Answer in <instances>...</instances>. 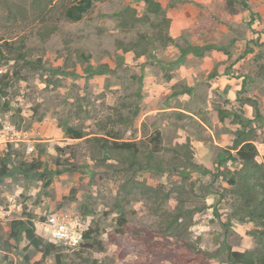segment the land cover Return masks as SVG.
Wrapping results in <instances>:
<instances>
[{
    "label": "rangeland",
    "instance_id": "obj_1",
    "mask_svg": "<svg viewBox=\"0 0 264 264\" xmlns=\"http://www.w3.org/2000/svg\"><path fill=\"white\" fill-rule=\"evenodd\" d=\"M14 1L26 11L16 14L0 3V40L23 39L31 52L15 61L0 50V174L6 170L0 206L13 211L0 224V264H26L27 258L56 264L25 238L8 235L13 221L30 219L50 243L51 232L41 223L55 212L91 233L81 248L58 247L63 264H231L228 246L255 250L257 226L231 220L226 176L239 168L229 159L239 131H256L258 161L264 157V0H235L236 15L229 14L228 0H158L171 19L173 43L155 45L143 58L117 49L118 42L151 30L142 24L129 32L120 28L125 8L145 14L142 0L97 2L74 23L63 18L66 0L55 1L46 21L38 17L37 3ZM45 29L53 30L49 38L41 35ZM251 33L256 40L248 41ZM191 48H204L203 54ZM103 65L111 71L99 74ZM183 86L192 94L175 96ZM136 113L135 126L125 129L121 118ZM66 127L82 130L85 138H68ZM107 135L143 151L156 148L164 164L171 162L164 172H132L124 162L99 157L88 139ZM186 143L197 168L216 179L174 168L173 159H184L170 149ZM32 161L36 171L19 173L21 162ZM151 187L167 193L168 200H157L161 206L147 193ZM181 198L192 209L193 226L177 241L164 235L155 212L174 211ZM200 250L211 256L199 261Z\"/></svg>",
    "mask_w": 264,
    "mask_h": 264
},
{
    "label": "trees",
    "instance_id": "obj_2",
    "mask_svg": "<svg viewBox=\"0 0 264 264\" xmlns=\"http://www.w3.org/2000/svg\"><path fill=\"white\" fill-rule=\"evenodd\" d=\"M23 1V0H21ZM55 1L59 0H29V3H37L36 11L39 12L38 17L45 20V15L48 11L54 8ZM107 0H66L62 7L63 18L70 23L81 21L95 6L97 2ZM145 5V14L139 15L137 9L127 7L120 16V28L125 31H132L138 24L148 25L151 30L145 32H138L136 38L130 42L120 41L117 43V49L124 54L134 53L136 58H143L150 54L151 49L155 45L168 47L173 43V38L170 36L171 19L168 17L165 8L158 0H142ZM6 8L25 12L26 7L22 4H15L14 0H0ZM235 0H228V7L231 14H236L234 8ZM8 10V11H9ZM16 13V14H17ZM12 16V14H11ZM45 29L41 33L44 38H49L53 34V30ZM0 50L4 49L7 53L14 55L13 60H25L30 54V48L26 46L25 40L19 39L15 41L0 40ZM204 48H191V51L196 55L203 54ZM190 50L184 53H189ZM121 61L123 56H119ZM88 60V58H87ZM99 74H106L111 71L108 65H103L97 70ZM193 89L187 86L180 87L175 96L180 94H192ZM139 113H136L134 118H121V123L125 129H132L137 120ZM66 136L72 140H80L85 138L82 130L74 129L73 127L64 128ZM160 135V133H158ZM108 137V138H106ZM106 137H91L88 138L98 150L100 156L105 154L110 159L117 162H124L128 164V170L132 172H141L153 169L157 172L166 171V166L171 162L163 163L159 159L158 149L143 151L142 148L135 142H129L121 138L120 135H107ZM256 137L255 130L245 129L237 134V138L231 148L234 152L229 155V159L239 164V168L232 173L227 174V183L229 188L226 190L229 196V210L230 217L233 223L245 224L252 223L255 230L252 236L257 243L255 250L235 251L228 246V257L231 264H264V157L261 162L258 161L259 152L255 145L254 138ZM175 157L183 158L184 161L173 159L174 168L178 169L180 174L186 175L187 171H195L202 175H212L213 180L216 179V174H213L208 169L199 170L197 164L193 162L194 149L189 143L178 145L170 149ZM226 160L219 162V165L225 163ZM39 168L38 162L32 161L21 162L18 166L19 173L29 174ZM6 175V170L0 174V177ZM145 191V190H143ZM162 188H147V193H151L157 205L161 206L157 200L167 199V193ZM164 195V198H163ZM223 197L224 194L222 193ZM180 204L174 211L162 210L157 208L158 216L163 218V232L164 235L180 241L186 239V234L193 226L192 209L184 206L186 198H181ZM204 208H199L202 210ZM216 215V214H215ZM217 216V215H216ZM90 231L86 232V240L90 239ZM8 235L10 239L20 241L25 238L29 245L36 251L42 254V259H47L54 256L56 264H63L64 259L58 252V247L52 243H45L44 239L37 235L36 226L30 219L15 220L10 224ZM90 247V246H88ZM202 255L199 261L204 260V256H211L208 251L200 250ZM26 264H41V261L31 263L27 258Z\"/></svg>",
    "mask_w": 264,
    "mask_h": 264
},
{
    "label": "built area",
    "instance_id": "obj_3",
    "mask_svg": "<svg viewBox=\"0 0 264 264\" xmlns=\"http://www.w3.org/2000/svg\"><path fill=\"white\" fill-rule=\"evenodd\" d=\"M4 149L7 152L9 151L8 148ZM28 151V154H31L34 152V148L29 147ZM11 211V207L4 209L3 206H0V224L8 220V217L11 215ZM41 224L51 232L50 242L59 247L65 249H76L82 247L85 244V230L67 213H51L50 215L46 216V219Z\"/></svg>",
    "mask_w": 264,
    "mask_h": 264
},
{
    "label": "crops",
    "instance_id": "obj_4",
    "mask_svg": "<svg viewBox=\"0 0 264 264\" xmlns=\"http://www.w3.org/2000/svg\"><path fill=\"white\" fill-rule=\"evenodd\" d=\"M234 8H235V7H234ZM235 10H236V8H235ZM229 14H231V13H229ZM236 14H237V10H236ZM236 14H231V15H236ZM169 18H170V17H169ZM253 21H254L253 23H255L256 26L259 24V23L256 21L255 18L253 19ZM257 23H258V24H257ZM255 25H254V26H255ZM256 30H257V28H256ZM169 33H170V31H169ZM249 35H250V33H249ZM257 35H258V34H253V33H251V36H253V38L250 39V38L248 37V41H250V40H256ZM170 36H171V34H170ZM263 36H264V35H263ZM171 37H172V36H171ZM254 37H255V38H254ZM261 43L264 45V40L261 41ZM192 53H193V52H192ZM197 56H198V55H197ZM189 88H190V87H189ZM187 95H188V94H187ZM237 251H241V250H237ZM242 252H244V251H242Z\"/></svg>",
    "mask_w": 264,
    "mask_h": 264
},
{
    "label": "clouds",
    "instance_id": "obj_5",
    "mask_svg": "<svg viewBox=\"0 0 264 264\" xmlns=\"http://www.w3.org/2000/svg\"><path fill=\"white\" fill-rule=\"evenodd\" d=\"M49 242H50V239H49ZM51 243V242H50ZM53 244V243H52ZM55 245V244H54ZM57 246V245H56ZM57 247H59V246H57ZM59 248H62V247H59ZM81 248V247H80ZM65 249V248H64ZM72 249V248H71Z\"/></svg>",
    "mask_w": 264,
    "mask_h": 264
}]
</instances>
